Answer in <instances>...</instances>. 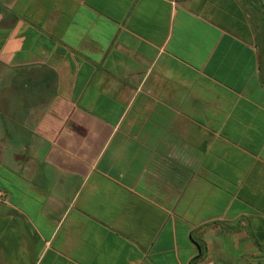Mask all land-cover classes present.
Wrapping results in <instances>:
<instances>
[{"label": "crops", "instance_id": "crops-1", "mask_svg": "<svg viewBox=\"0 0 264 264\" xmlns=\"http://www.w3.org/2000/svg\"><path fill=\"white\" fill-rule=\"evenodd\" d=\"M0 264H264V0H0Z\"/></svg>", "mask_w": 264, "mask_h": 264}]
</instances>
